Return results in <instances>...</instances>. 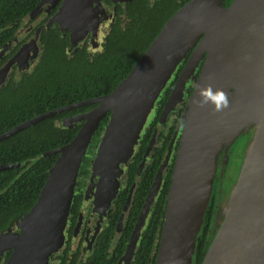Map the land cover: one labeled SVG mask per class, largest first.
<instances>
[{
    "label": "water",
    "instance_id": "95a60500",
    "mask_svg": "<svg viewBox=\"0 0 264 264\" xmlns=\"http://www.w3.org/2000/svg\"><path fill=\"white\" fill-rule=\"evenodd\" d=\"M52 1L43 0L32 14ZM226 1L191 0L179 9L110 94L49 111L0 136L1 143L61 113L96 105L61 121L63 128L83 124L69 144L44 154L59 157L33 208L0 234V264L7 253L4 264H49L52 253L63 245L81 164L107 116L92 177L97 178L96 204L101 209L111 205L124 173L121 166L134 156L161 94L192 51L162 116L164 120L173 110L204 60L186 107L156 264L192 263L213 190L217 155L229 147L233 135L247 128L253 129V137L230 197L218 208L217 231L201 264H264V0H233L228 7ZM65 12L64 7L54 20L64 30L73 28L77 45L78 23L67 24ZM13 62L0 71V77ZM238 74H242L239 82ZM217 93L224 95L226 106ZM154 142L155 136L148 152ZM17 166L2 165L0 172ZM165 166L133 231L127 264L146 227L150 206L159 196Z\"/></svg>",
    "mask_w": 264,
    "mask_h": 264
},
{
    "label": "trees",
    "instance_id": "16d2710c",
    "mask_svg": "<svg viewBox=\"0 0 264 264\" xmlns=\"http://www.w3.org/2000/svg\"><path fill=\"white\" fill-rule=\"evenodd\" d=\"M8 1L11 0L0 1V49L10 39L7 31L2 29L11 22L12 14H5L8 10L5 6ZM190 1L132 0L127 6V23L124 27L119 22L111 26L103 43L102 52L97 54H89L83 49L78 50L72 57H68L65 53L66 43L59 40L53 33L44 32L42 36L44 51L37 67L18 80H9L0 89V136L49 111L113 92L148 50L166 22ZM232 1L227 0L226 7ZM47 34L51 35L50 38ZM183 66L182 64L178 68L174 80L183 70ZM95 107L96 105H92L61 113L0 143V166L18 165L16 168L0 172V234L13 227L36 204L47 181L49 170L59 157L58 154L51 156H44V154L69 144L82 126L79 124L72 128H63L61 121ZM108 122L107 116L93 137L90 152H93V147L99 142ZM148 139L149 136L146 134L140 142V150H145ZM138 162L139 160L128 172L132 182L137 172ZM158 163H155L154 171ZM89 174L90 160L86 158L80 168L77 183V191H80V194L75 193L71 213H77L81 206L82 189L86 185ZM142 177L136 191L135 204L130 215L131 221L128 222L129 232L133 228L135 217L142 210V205L151 188V180L153 181V177L149 179L148 174ZM168 179L169 176L148 217L133 264L156 263V245H158L166 214ZM215 210V203H211L197 240L194 264L203 262L214 239L216 231L213 232L212 226ZM69 223L75 224V218L72 222L70 218ZM103 245H105L104 242L100 240L97 252L89 260L91 264H111L104 258ZM9 254L4 255V261L8 259ZM60 258L59 264H76L77 262L75 256L68 260L66 253Z\"/></svg>",
    "mask_w": 264,
    "mask_h": 264
},
{
    "label": "flooded vegetation",
    "instance_id": "af4514ba",
    "mask_svg": "<svg viewBox=\"0 0 264 264\" xmlns=\"http://www.w3.org/2000/svg\"><path fill=\"white\" fill-rule=\"evenodd\" d=\"M42 1L43 0H11L8 1L7 5H5L8 8L5 14H12V17L10 24L2 28L3 30L7 31L10 39L7 43L3 44L0 49V71L7 65H9V63H11L12 61L14 62L10 65L6 75L0 77V83H3L0 85V89L9 80H18L23 75L30 74L37 67L44 51V46L42 44V36H44V32H50V34L53 33L59 38V40L66 43L65 53L68 57H72L78 50L83 49H85L89 54H97L102 52L103 43L110 31L111 26L116 22H119L120 25L124 27L127 23V6L132 2V0H54L51 3L43 6V8L39 12L32 14L36 7ZM29 7L31 8L28 11ZM64 7L66 9V12L63 16V20L67 24L70 22L73 25H75L74 22L78 23L75 26L76 30L80 32L81 37L79 38L77 45H74V40L72 38L73 28L64 30L63 26L59 22H55L54 20ZM50 34H47L49 38L51 36ZM190 55L182 63L184 66L187 63ZM203 63L204 60L200 62L199 67L196 70V75L193 83L187 84L184 90V101L182 103L177 102L179 104L176 103L173 110H171L165 116L164 120H162L164 110L175 89L177 80L181 73L175 80L173 77L172 81L168 84L166 89L161 94L159 102H157L156 104L155 111L153 112V115L151 116V119L149 120L148 125L145 128V131L141 138L142 140L143 137L146 136V134L149 136L147 145L145 146V150H140V140L134 156L128 161L126 166H122L124 173L121 179H119V187L117 193L115 194L113 202L107 210L101 209L100 206H98V208L96 207L97 209L95 210L93 209L92 205L90 206V208H87L89 204L87 203L84 189L86 188L87 182L90 179L89 174V177L86 180V185L82 189L83 191L81 194V206L77 213L73 212L69 217V219L71 218V222L75 218V224H68L65 232L63 247L59 253L53 254L52 264H59L61 262L60 257H63L65 253L68 256V260L73 258L74 256L77 257L76 264H91L89 260L92 255L97 252V248L100 245V240H102L105 244L102 246L104 247V249L106 248L105 251L103 249L105 260H107L111 264H127V260L125 261L127 247L130 244L133 231L148 197L147 195L145 198V202L142 205V210L140 214L135 217L133 228L131 232H129L130 227L128 226V222L131 221L130 215L135 204V195L139 183L143 178L142 176L148 174L149 179L153 177V181L151 180L152 188L159 170L163 165H166L163 171V184L160 191L164 189L166 178L169 176V194L177 154L181 143L183 127L185 125V119L187 116L186 107L190 100V97L194 92L196 81L200 74ZM166 92H168V94H166ZM163 100H165V103L160 113H158ZM68 118L71 117H67L65 119ZM79 124L82 125L83 123L80 122ZM154 136L155 142L152 149L148 152V147L150 146ZM92 140L84 157V159L87 158L90 160V173L92 171V158L88 155V153L90 152L92 147ZM99 142L94 145L92 150L93 152H90L91 154L93 153L92 155L94 156L96 154ZM232 152L234 151H232L231 149H225L221 151V153H218L216 159V171L214 175L213 190L207 208L208 211L211 203H215L216 210L212 226L213 232L217 231L216 227L218 224L216 221V217L218 208L220 207V205H223V203H226L228 201L239 175V163L241 164L243 159L241 155L239 158V162L234 165L233 175L227 178V169L233 161ZM138 160L139 162L137 163V172L135 176H133L134 181L132 182L131 179H129L128 172L129 170L134 168L135 163ZM155 163H158L156 171H154ZM78 181L79 174L77 183ZM229 185H231L230 189H228ZM75 192L76 194H80V191H77V184ZM156 203L157 198L150 206V213H152L153 207L156 205ZM103 211H105L104 213H102L103 216L97 214L98 212ZM150 213L149 216L151 215ZM206 214L203 219L201 230L197 236V240L203 229ZM143 234L144 230L142 231L141 237L143 236ZM161 234L157 243L158 245H156L157 255ZM141 237L139 239V243ZM139 243L135 249L131 264H133L134 262ZM4 262L5 261L3 257V261L1 264H3Z\"/></svg>",
    "mask_w": 264,
    "mask_h": 264
},
{
    "label": "rangeland",
    "instance_id": "374dc122",
    "mask_svg": "<svg viewBox=\"0 0 264 264\" xmlns=\"http://www.w3.org/2000/svg\"><path fill=\"white\" fill-rule=\"evenodd\" d=\"M195 75L192 77V79H190L189 83H193V81L195 79ZM241 78H242V74H238V75H236V80L235 81L239 82L241 80ZM235 91H236L235 89H232L231 90L232 93H235ZM184 96H185V91L182 94V97H181V99L178 102H181L182 103L184 101ZM177 104H179V103H177ZM252 137H253V129L247 128L243 132H241V134H238V135L235 134V135H233V137H231V144L229 145V147L228 148L224 147V148H222L219 151L220 153H221V151H223L225 149H231L232 151H234V152H232L233 153V156H232L233 157L232 158L233 161H232V163L230 164V166L227 169V173H226V177L227 178L228 177H231L233 175L234 165H236V163L239 162V160H240L239 158L242 155V157H243L242 162H241V164L239 163V170H241V166H242L244 157H245L246 152H247L248 145L250 144ZM88 155L92 158L91 165H93V162L95 160V156L92 155L90 152L88 153ZM121 169L123 170L122 166H121ZM239 173H240V171H239ZM122 175H121V177H122ZM121 177H120V179H121ZM96 185H97V178H93L92 177V171H91V173H90V179L87 182L86 188L84 189V193L88 197L87 198V203L89 205L87 206V208H90V206L92 205L93 209H95V210L98 208V205L96 204V200H95ZM230 188H231V185H229V188L228 189H230ZM223 204H225V203H223ZM107 209L108 208H105L104 210H107ZM104 212L105 211L98 212L97 214H100V216H103L102 213H104ZM217 218L218 217H216V219ZM62 247H63V245L60 248L56 249L52 253V255L50 257V260H49V264H52V262H53V254L59 253L60 250L62 249ZM192 258H193V260H192V263L191 264H194V257H192Z\"/></svg>",
    "mask_w": 264,
    "mask_h": 264
},
{
    "label": "clouds",
    "instance_id": "9594fccd",
    "mask_svg": "<svg viewBox=\"0 0 264 264\" xmlns=\"http://www.w3.org/2000/svg\"><path fill=\"white\" fill-rule=\"evenodd\" d=\"M219 95V98L221 101H225V106H226V100H225V97L222 93H217Z\"/></svg>",
    "mask_w": 264,
    "mask_h": 264
}]
</instances>
